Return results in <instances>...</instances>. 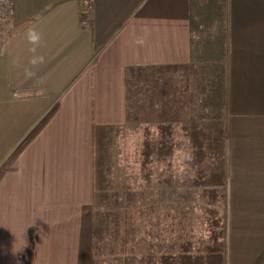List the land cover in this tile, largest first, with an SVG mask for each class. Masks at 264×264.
<instances>
[{
    "label": "crops",
    "instance_id": "1",
    "mask_svg": "<svg viewBox=\"0 0 264 264\" xmlns=\"http://www.w3.org/2000/svg\"><path fill=\"white\" fill-rule=\"evenodd\" d=\"M225 9L223 68L211 80L193 57L191 0H95L92 29L81 0H13L0 46V264L17 256L95 264L96 168L108 171L115 135L141 122L209 120L213 83L229 264L256 260L264 250V0H226ZM33 55L44 62L33 67Z\"/></svg>",
    "mask_w": 264,
    "mask_h": 264
},
{
    "label": "trees",
    "instance_id": "2",
    "mask_svg": "<svg viewBox=\"0 0 264 264\" xmlns=\"http://www.w3.org/2000/svg\"><path fill=\"white\" fill-rule=\"evenodd\" d=\"M225 1L191 0L192 27L198 31L193 57L205 63L211 80H217L223 68L219 28L224 26ZM92 15L84 17L91 29ZM195 15L198 22L193 21ZM217 89L213 83L209 120L180 118L159 123L155 133L145 129L138 176L133 172L114 182L109 154L108 171L96 168L95 264H222L226 225L220 207L225 203L226 167ZM195 193L209 206L204 207L207 218L202 216L205 233L189 224V212L171 209ZM252 264H264V250Z\"/></svg>",
    "mask_w": 264,
    "mask_h": 264
},
{
    "label": "rangeland",
    "instance_id": "3",
    "mask_svg": "<svg viewBox=\"0 0 264 264\" xmlns=\"http://www.w3.org/2000/svg\"><path fill=\"white\" fill-rule=\"evenodd\" d=\"M181 78L185 79L183 73L181 74ZM141 123L126 127L125 129H122L119 134H117V136L115 135L113 143V145L115 146L114 153L110 156L113 160V172L111 173V176L114 178V182L121 183L122 181L129 178L133 172V175L137 174L138 176L139 174V172L137 173V171H139L138 169L141 159L140 150L143 139L145 137V129L150 127L149 130L151 131V133H155L157 131V127L155 125L143 126V124ZM179 159H183L182 156ZM196 195L198 194L195 193V195L184 202L180 201L179 207L177 205L176 208L171 207V209H173L175 212L178 210L181 212H189V214L192 216V220L188 221L189 224H193L192 227L195 228L196 231L199 230L205 233V231L208 229V226L206 220L205 222L203 221V217L207 218V214L204 208L207 205H202L203 203L198 197L199 195ZM206 208H209V206H207ZM158 209L159 208L157 207V210ZM162 211L163 208H160L159 213H161ZM223 224L225 225V220ZM223 247L224 253L222 257V264H228V248H226V243Z\"/></svg>",
    "mask_w": 264,
    "mask_h": 264
},
{
    "label": "built area",
    "instance_id": "4",
    "mask_svg": "<svg viewBox=\"0 0 264 264\" xmlns=\"http://www.w3.org/2000/svg\"><path fill=\"white\" fill-rule=\"evenodd\" d=\"M95 0H81V13L82 16L92 15L94 10ZM12 13H13V0H0V46L5 37L10 34L12 27ZM82 23L86 26L89 25L87 20Z\"/></svg>",
    "mask_w": 264,
    "mask_h": 264
},
{
    "label": "clouds",
    "instance_id": "5",
    "mask_svg": "<svg viewBox=\"0 0 264 264\" xmlns=\"http://www.w3.org/2000/svg\"><path fill=\"white\" fill-rule=\"evenodd\" d=\"M27 39L29 41V43H31L34 46L39 45L40 41H41V35L39 32L35 31L34 29H29L27 32ZM144 41L138 40V43H143ZM30 51H32L33 53L36 52V47H33L32 49H30ZM44 62V58L42 56H38V55H33V57L30 60V65H32L33 67H37L39 64ZM25 75L26 77H32L35 75V73L30 69H25ZM17 260V264H20L19 261V257H16Z\"/></svg>",
    "mask_w": 264,
    "mask_h": 264
}]
</instances>
